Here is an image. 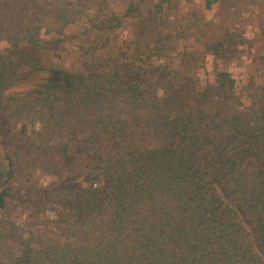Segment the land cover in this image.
Segmentation results:
<instances>
[{
  "label": "trees",
  "instance_id": "16d2710c",
  "mask_svg": "<svg viewBox=\"0 0 264 264\" xmlns=\"http://www.w3.org/2000/svg\"><path fill=\"white\" fill-rule=\"evenodd\" d=\"M223 1L0 0V264H264V82L172 54ZM131 18L141 37L119 42ZM248 41L224 27L205 50Z\"/></svg>",
  "mask_w": 264,
  "mask_h": 264
},
{
  "label": "rangeland",
  "instance_id": "374dc122",
  "mask_svg": "<svg viewBox=\"0 0 264 264\" xmlns=\"http://www.w3.org/2000/svg\"><path fill=\"white\" fill-rule=\"evenodd\" d=\"M206 15L215 25L203 31H192L191 34H187V41L175 44V49L172 52L174 60H179L184 52L196 56L193 66L201 79L211 78L219 69H228L238 79H245L249 74L255 72L264 82V0H224L222 5L207 12ZM142 24V20L138 18L125 19L124 24L117 32L119 42L139 39ZM229 26L245 29L249 33L248 46L246 47L248 53L238 52L230 59H215L205 50V42L208 37L217 36L224 27ZM151 35L149 33L147 37L150 38ZM256 57L258 59H255ZM259 58H262L261 61ZM80 60L81 54L76 47H72L61 56H52L50 59V67L54 72L52 79L63 73L66 78L69 76L68 74L74 75L63 70L78 67ZM49 77L48 73H33L27 78L20 79L14 85L13 90L28 91L42 86L48 82ZM57 138L66 140V135L63 132H58ZM38 166L41 181L46 184L54 183L60 171L59 166L48 161L40 162Z\"/></svg>",
  "mask_w": 264,
  "mask_h": 264
}]
</instances>
